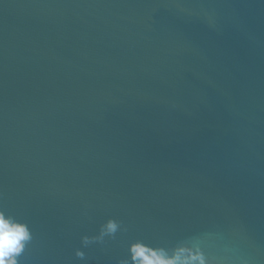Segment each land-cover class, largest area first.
I'll return each instance as SVG.
<instances>
[{"label": "water", "instance_id": "95a60500", "mask_svg": "<svg viewBox=\"0 0 264 264\" xmlns=\"http://www.w3.org/2000/svg\"><path fill=\"white\" fill-rule=\"evenodd\" d=\"M0 207L31 264L190 238L264 264V0H0Z\"/></svg>", "mask_w": 264, "mask_h": 264}, {"label": "clouds", "instance_id": "9594fccd", "mask_svg": "<svg viewBox=\"0 0 264 264\" xmlns=\"http://www.w3.org/2000/svg\"><path fill=\"white\" fill-rule=\"evenodd\" d=\"M127 231L123 221L106 219L99 225L96 234L81 236L80 247L73 250L74 259L86 262L84 249L115 241L118 234ZM35 239L33 229L26 220L0 207V264H31L30 252ZM196 240L197 238H190L169 247L133 239L128 241L126 254L117 264H251L249 259L210 255Z\"/></svg>", "mask_w": 264, "mask_h": 264}]
</instances>
